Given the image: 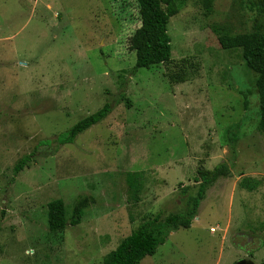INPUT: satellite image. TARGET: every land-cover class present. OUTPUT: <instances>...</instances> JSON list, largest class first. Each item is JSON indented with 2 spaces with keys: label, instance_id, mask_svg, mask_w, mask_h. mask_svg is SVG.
<instances>
[{
  "label": "rangeland",
  "instance_id": "obj_1",
  "mask_svg": "<svg viewBox=\"0 0 264 264\" xmlns=\"http://www.w3.org/2000/svg\"><path fill=\"white\" fill-rule=\"evenodd\" d=\"M139 26L136 0H0V264H102L144 219L182 211L183 188L220 164L230 174L190 228L140 264H264L256 76L218 42L264 32V15L255 0H189L168 23L171 61L149 68L128 46ZM106 103L72 144L42 145ZM79 196L93 200L80 223L50 233L47 204L63 200L69 218Z\"/></svg>",
  "mask_w": 264,
  "mask_h": 264
},
{
  "label": "trees",
  "instance_id": "obj_2",
  "mask_svg": "<svg viewBox=\"0 0 264 264\" xmlns=\"http://www.w3.org/2000/svg\"><path fill=\"white\" fill-rule=\"evenodd\" d=\"M189 0H136L140 26L128 38L129 50L136 56V68H149L171 61V38L168 34V23L185 7ZM256 6L264 15V0H255ZM218 42L222 49H241L246 67L255 76V88L258 95L259 123L258 129L264 135V32H251L236 35L220 34ZM119 101L130 103L124 93ZM118 102V101H117ZM116 103V101H115ZM113 105L104 104L102 108L74 124L68 131L55 139L42 141V145H50L52 141L58 146L72 144L76 137L92 126L102 122L112 112ZM33 155L21 158L13 169V178L18 175L31 161ZM229 168L220 164L213 170H200L195 178L196 190L189 192L183 188L182 197L185 207L177 213L158 212L144 219L127 237L122 239L115 249L107 253L102 264H140L148 256L156 253L168 236L179 229H189L197 217L200 203L206 192L213 187L219 178L227 177ZM139 173L127 175L130 198L134 203L138 200ZM93 200L88 196H79L72 207L68 218L63 200L55 199L47 204L48 231L52 234L66 229L67 223L74 227L83 217L84 210L89 208Z\"/></svg>",
  "mask_w": 264,
  "mask_h": 264
},
{
  "label": "water",
  "instance_id": "obj_3",
  "mask_svg": "<svg viewBox=\"0 0 264 264\" xmlns=\"http://www.w3.org/2000/svg\"><path fill=\"white\" fill-rule=\"evenodd\" d=\"M238 264H245L244 262L238 263Z\"/></svg>",
  "mask_w": 264,
  "mask_h": 264
}]
</instances>
